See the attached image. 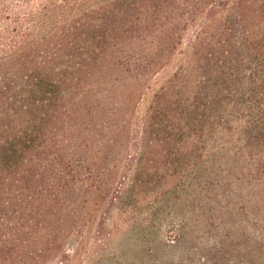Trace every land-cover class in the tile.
<instances>
[{
    "label": "trees",
    "instance_id": "16d2710c",
    "mask_svg": "<svg viewBox=\"0 0 264 264\" xmlns=\"http://www.w3.org/2000/svg\"><path fill=\"white\" fill-rule=\"evenodd\" d=\"M225 160L264 161V0H0V264L81 261Z\"/></svg>",
    "mask_w": 264,
    "mask_h": 264
},
{
    "label": "rangeland",
    "instance_id": "374dc122",
    "mask_svg": "<svg viewBox=\"0 0 264 264\" xmlns=\"http://www.w3.org/2000/svg\"><path fill=\"white\" fill-rule=\"evenodd\" d=\"M214 168L200 190L142 212L139 226L116 229L112 212L73 264H264V161Z\"/></svg>",
    "mask_w": 264,
    "mask_h": 264
}]
</instances>
